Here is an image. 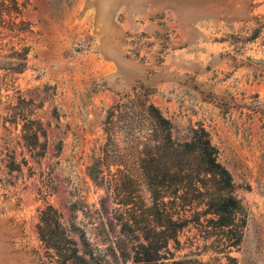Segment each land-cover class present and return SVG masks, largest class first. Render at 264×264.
I'll list each match as a JSON object with an SVG mask.
<instances>
[{"label": "rangeland", "instance_id": "1", "mask_svg": "<svg viewBox=\"0 0 264 264\" xmlns=\"http://www.w3.org/2000/svg\"><path fill=\"white\" fill-rule=\"evenodd\" d=\"M23 15L25 66L0 71V264H56L35 230L47 205L90 264H132L133 236L119 230L132 206L87 174L106 110L132 88L174 140L208 131L245 213L232 262L188 224L163 263L264 264V0H28ZM32 118L42 132L28 145ZM121 186L151 204L141 178Z\"/></svg>", "mask_w": 264, "mask_h": 264}, {"label": "trees", "instance_id": "2", "mask_svg": "<svg viewBox=\"0 0 264 264\" xmlns=\"http://www.w3.org/2000/svg\"><path fill=\"white\" fill-rule=\"evenodd\" d=\"M27 2L0 0L2 79L25 66L27 47L21 36L29 31L23 15ZM28 124L23 123L21 129L31 145L42 128L33 118ZM171 129L169 119L147 95L132 88L131 95H119L106 110L103 142L91 155L87 174L117 205L132 206L123 210L128 219L120 217L119 221V230L133 236L132 264H164L161 251L188 224L202 228V238H211L213 250L232 262L228 249L241 241L245 213L234 194L231 175L218 161L217 148L201 124L190 127L182 141L172 138ZM135 177L145 183L151 200L148 207L141 204L135 189L121 186ZM123 213L118 210L120 216ZM35 230L56 264H90L50 205L39 212Z\"/></svg>", "mask_w": 264, "mask_h": 264}]
</instances>
